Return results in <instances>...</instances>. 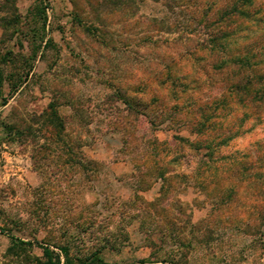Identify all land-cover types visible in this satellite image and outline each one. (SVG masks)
<instances>
[{
  "label": "rangeland",
  "instance_id": "obj_1",
  "mask_svg": "<svg viewBox=\"0 0 264 264\" xmlns=\"http://www.w3.org/2000/svg\"><path fill=\"white\" fill-rule=\"evenodd\" d=\"M251 1L255 20L232 23L225 55L187 0H0V264H38L44 246L61 264L62 247L74 264L94 253L99 264H264V221L245 228L254 234L229 222L264 216V189L230 176L222 190L233 186L236 203L210 218L198 183L210 151L177 139H196L194 102L224 89L203 67L237 51L264 59V0ZM217 112L214 134L234 137L211 164L260 155L251 180H264V109ZM160 161L174 177L161 200L159 178L134 176L136 164L150 172Z\"/></svg>",
  "mask_w": 264,
  "mask_h": 264
},
{
  "label": "trees",
  "instance_id": "obj_2",
  "mask_svg": "<svg viewBox=\"0 0 264 264\" xmlns=\"http://www.w3.org/2000/svg\"><path fill=\"white\" fill-rule=\"evenodd\" d=\"M171 1V3H168V5L170 6L171 4L177 6L179 3V0ZM187 1L188 4L186 3L181 5H190L191 8H195L196 10L198 9L197 11L199 12V14H202V16L205 17L204 22L201 25H204V27L206 28L209 27L208 29H210L208 33L206 32V35L211 37V39H208V42L211 44L210 46L213 49L219 48V51L224 53L225 55L227 51L229 52V50H231V45L236 44L235 40L232 41L234 38L231 37L234 33L231 30L232 23H235V21H237L239 17L250 21L255 20V18H252V16H254L256 13L251 9L253 6V2L251 0H224V5H222L221 7L217 6V2L215 0ZM209 16H212L213 20H211ZM214 21H218L219 25H215ZM224 40L226 41L224 46L222 44H219L220 41ZM237 53V56H232L230 58L224 57L218 60H213L212 63H210V67H206L208 68V70L204 69L205 67L202 68L201 74L203 75V77H207L208 79H210V75L212 73L214 74V76H219L222 83H224V89L219 97L211 98L207 101L199 99L198 101L194 102L193 107H195V114L193 117V124L190 129H192L196 133V139L190 141L184 138H177L180 143L182 142L186 144L188 148L194 150L197 154L203 149H208V151H210V159H203L204 155L201 154L202 156L198 160L199 167H202V165L207 167L205 170H201V179L198 183L200 187H205L206 189H208V191L205 193L208 196L212 197L213 208L210 218L214 216L215 212L218 213L219 211H222L224 209H226L227 212L231 211L233 203H236L234 202L236 189L233 186L227 187L222 190L225 182L230 183V176L232 178H238L240 176L241 178L246 177V179L249 180V187H253V185H255L256 187L258 186V189H264L262 188L264 187V180L262 177H259L260 179L255 178V180H251V177H254V175L255 177L257 176L255 173L253 174L252 170L254 169V165H256L255 162H258L257 160L260 159V155L258 156V159L255 160H250V156H247L241 160L233 161L230 164H227V166H225L221 170L219 166H214L213 164H211V162L223 161V159H225L226 156H218L216 159H213L215 153L214 150L217 151L219 155V147L221 145H228V142L234 137V134H232L233 130L230 128H228L227 132L224 133L226 135L222 137H218L216 133L214 134L213 131L215 129V125H218L215 114L218 113L219 116L220 113L217 111H219V109L223 110L226 106H228V108L231 107L232 103L246 107L255 105L256 109H264V70H262V65L264 66V59L254 62V58H256L260 53L259 51L253 54L250 50H245L243 53L241 51H237ZM261 54L263 55L264 51H262ZM3 75V71L0 69V97L5 102L6 98L3 95ZM165 77L166 78H163V82H165L166 80L174 82V79L170 74L165 75ZM198 79L199 76L197 77V80ZM183 85L185 86L184 88L188 87L185 84ZM124 101L127 104H131V101ZM210 110L211 112H209ZM150 123L154 125L153 120H150ZM156 141L157 140H155V144L160 145V147L166 144V142ZM160 151H162L163 153V150ZM176 161L177 158H173L170 162L174 163ZM167 167H169V165L166 163V161H160V166L158 164L153 171L151 170L149 172L148 170L142 169L139 164H136L137 172L136 174H134V176L140 177V182H143V178L147 175L153 177L156 176L157 178H159L162 182L160 191L161 200L163 198V194L170 186V180L174 178L172 173H169L167 171ZM225 174L227 175L225 176ZM176 175L179 176L180 174ZM186 176L187 175L182 174V176L180 177L185 178ZM257 181H260V183ZM249 215L250 216H248V220L242 223V225H244L243 228H239L240 226L235 224L231 219L229 220V222L237 226L240 231L241 229L242 231H244L245 228L251 229L256 227L257 229H259L260 225L264 221L263 214H261L260 212H254L252 210ZM219 219L220 218L218 216V218L214 221H220L221 219ZM257 222H261L260 225H256ZM209 231L210 233H212L211 230ZM244 233L251 234L253 232L244 231ZM10 240L12 241V245L24 244L23 241L14 236H10ZM42 249L45 261H42L41 258H36V262L38 264H61L60 254L56 253L49 246H44L42 247ZM61 249L65 256V261L63 262V264H74V262L68 255V249L66 247H62ZM80 261V264L101 263V259L97 255V253H94L91 256L87 257L85 260Z\"/></svg>",
  "mask_w": 264,
  "mask_h": 264
}]
</instances>
